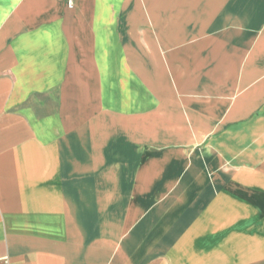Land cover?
Returning a JSON list of instances; mask_svg holds the SVG:
<instances>
[{
	"label": "crops",
	"instance_id": "1",
	"mask_svg": "<svg viewBox=\"0 0 264 264\" xmlns=\"http://www.w3.org/2000/svg\"><path fill=\"white\" fill-rule=\"evenodd\" d=\"M147 66L250 84L232 153ZM4 262L264 264V0H0Z\"/></svg>",
	"mask_w": 264,
	"mask_h": 264
},
{
	"label": "rangeland",
	"instance_id": "2",
	"mask_svg": "<svg viewBox=\"0 0 264 264\" xmlns=\"http://www.w3.org/2000/svg\"><path fill=\"white\" fill-rule=\"evenodd\" d=\"M159 67L156 66H147V91H157L162 92L166 95H170L174 93L175 90L186 89V88H195L197 90H201L202 86H204V91H206L207 96L203 98L205 103V108L209 112V119L211 122H225V129H220L219 131H213L212 136H217L220 134H224V138L226 140V152L232 153V139L234 132V121L241 110L248 108L249 98L243 96L246 90L250 89L249 83H240L233 80L232 69L231 71H227L225 81H219L217 71L214 74H211V80L208 82H190V83H175L171 82V75L167 72L160 76L156 73ZM160 78L166 79L167 81H161ZM246 84L244 87L243 85ZM242 86V87H241ZM206 87V88H205ZM242 88V89H241ZM150 89V90H149ZM174 91V92H173ZM205 93V95H206ZM204 95V96H205ZM242 95V96H241ZM167 103L165 104L164 110L173 109V105L168 104L172 97L163 99ZM152 99H150L147 95V109L150 105H152ZM156 115L149 114L147 115V124L149 125L146 130V137L149 140H152L155 135H164L168 131L164 129H153L154 122L157 121ZM156 132V133H155ZM219 132V133H218ZM161 139L163 137L161 136ZM175 147H170L165 145L161 146V152H164L167 149H174Z\"/></svg>",
	"mask_w": 264,
	"mask_h": 264
},
{
	"label": "built area",
	"instance_id": "3",
	"mask_svg": "<svg viewBox=\"0 0 264 264\" xmlns=\"http://www.w3.org/2000/svg\"><path fill=\"white\" fill-rule=\"evenodd\" d=\"M2 264H7L6 262L2 263Z\"/></svg>",
	"mask_w": 264,
	"mask_h": 264
}]
</instances>
